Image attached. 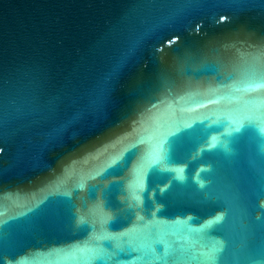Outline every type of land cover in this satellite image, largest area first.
<instances>
[{
  "label": "water",
  "instance_id": "water-1",
  "mask_svg": "<svg viewBox=\"0 0 264 264\" xmlns=\"http://www.w3.org/2000/svg\"><path fill=\"white\" fill-rule=\"evenodd\" d=\"M0 264H264V0H0Z\"/></svg>",
  "mask_w": 264,
  "mask_h": 264
}]
</instances>
